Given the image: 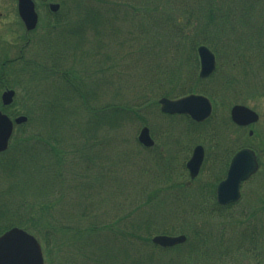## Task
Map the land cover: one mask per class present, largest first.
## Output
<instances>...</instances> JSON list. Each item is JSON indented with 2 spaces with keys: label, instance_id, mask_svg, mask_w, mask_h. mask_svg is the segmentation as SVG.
Masks as SVG:
<instances>
[{
  "label": "trees",
  "instance_id": "obj_1",
  "mask_svg": "<svg viewBox=\"0 0 264 264\" xmlns=\"http://www.w3.org/2000/svg\"><path fill=\"white\" fill-rule=\"evenodd\" d=\"M169 1L119 2L124 9L121 22L124 19L127 28L119 37L130 44V49L123 51H131L129 54L136 56L133 60L141 68L158 64L163 53L154 52L165 28L172 29L173 39L167 55L180 47L182 38L186 40L185 34L192 25L187 27L188 21L180 28L182 11L195 23V30L203 31L202 0H193L196 8L185 4L177 9ZM210 1L206 5L204 33H211L215 26L216 7L214 0ZM68 2H73L74 10L80 2L89 14H101L108 0H92L91 3L100 4L98 7L84 0H60L64 11L55 15L60 23L55 22L48 30L43 54L20 60L22 70L18 72L11 67L17 60L0 63V87L9 71L7 76L12 79L8 85L23 91V103L14 114L28 116L26 123L17 126L8 150L0 154V179L5 183L0 186V234L13 226L34 233L43 245L46 264H221L226 260L225 251L231 253V261L243 264L239 258L244 253L245 258L253 259V264H261L257 251L259 247L264 249V227L250 225L254 211L239 210L237 204H218L215 190H207L203 185L196 187L191 180L181 182L163 172L161 168L168 164L165 153L141 150L137 131L129 123H148L147 111L153 106L152 101L156 104L149 99L152 91L131 101H108L102 94L91 92L103 70L96 67L92 71L87 51L79 50L80 46L71 41L75 34L81 35L82 26L78 23L71 27L78 19L68 25L69 17H81L67 9ZM227 3L230 7L236 4L240 11H254L264 5V0ZM134 14L140 23L138 30L131 19ZM83 16L86 22L97 23L93 17ZM64 23L69 27L65 37L59 32ZM149 32L156 35L154 44ZM55 36L63 41H53ZM142 40L146 43L139 45ZM111 51L112 48L105 47V60L114 71L120 60ZM158 89L160 96H173L170 89ZM138 148L142 157L137 154ZM157 163L160 169L154 168ZM118 172L124 174L126 181L118 179ZM96 174L110 181L108 188L104 183L94 185L92 175ZM194 189L198 196L195 198ZM14 198L21 203L10 208ZM180 198L184 202L176 203ZM168 200L172 201L170 205H166ZM63 201L67 205L62 207ZM94 202L105 206L113 202L115 210L112 215L110 210L105 215L97 214ZM261 203L264 204V198ZM169 219L176 224L167 227L165 221ZM176 232L186 234L187 241L172 248L152 243L155 234ZM230 233L238 240L227 244Z\"/></svg>",
  "mask_w": 264,
  "mask_h": 264
},
{
  "label": "rangeland",
  "instance_id": "obj_2",
  "mask_svg": "<svg viewBox=\"0 0 264 264\" xmlns=\"http://www.w3.org/2000/svg\"><path fill=\"white\" fill-rule=\"evenodd\" d=\"M57 1L52 2H60V0ZM84 1H86V3L92 2V0ZM181 1L182 0H170L169 3L172 4L171 7L173 9H175V7L176 9L177 7L180 8L185 4L192 6L196 5L193 4V0H186V3L185 1ZM209 1L210 0L201 1L204 5L202 10L203 32L207 28L204 18L207 16L206 5L209 4ZM36 2L39 5V11L42 12V16H45V2H43V0H36ZM119 2L120 0H108V2H105L106 8L101 14H89L90 12L88 13L85 11V4H81L80 2L76 4V7H78L77 10H74L73 2H70V4L68 2L66 4L67 9L75 11V15H81V17H69L68 25L74 24L75 20L78 19V22L71 27H75L78 23L82 26L81 35L75 34L73 37L70 36L71 41L75 42L77 47L80 46L79 50L85 49L87 51L89 55V57H86L87 63H89V67L92 71L96 67L103 70L102 73L99 72L100 80L97 81L96 86L91 89V92L94 90L95 93L102 94L103 98L108 101H131L142 93L147 95L152 91V95H150L149 99H156L155 101H157L160 97V93L156 92L160 91L158 88L165 91L170 89L172 93L180 91L188 83H192L194 81L193 79L197 77V62L194 45L202 38L212 37L213 42L211 43L214 45L209 44V46L219 57V67L218 72L214 76V81L216 82L213 88L218 93V96L224 97V100L221 99V105L217 110V115L215 116L214 113L210 120L204 124L205 126L198 127L181 116L169 117L160 114L154 101H152L153 106L147 111L146 117L148 120L147 125H151L153 131L151 133L156 141V145L149 150L142 148L144 151H149L154 154L165 153L164 157L168 158V164L166 163V166L162 167L161 170L171 173L173 178L175 177V179L184 182L189 178L182 166H184V162L189 159L191 155L190 151H192L193 146L198 143L203 144L207 148L206 159L212 161V167H210V163H207L206 167L210 168L207 171L203 170L202 175L193 180L192 185H196V187L199 188L203 185L206 186L208 190L212 187V182L215 183V180L220 177L219 166L221 162H219V160L224 157L226 150L231 147L229 146L230 140L233 139L234 143H253L256 148L262 151L261 162L263 166L261 173L250 183V190H246L247 197L243 204L238 205L237 208L239 210H245L244 212L254 211L255 216H252L250 219V225L258 224L264 227V204L261 203V200L264 198L262 196L264 193V55L260 57L251 56L252 49L264 51V5L258 6L254 11L249 9L240 11L241 8L237 9L239 6L236 4H233L236 9L233 6L230 7L227 0H214L216 11L215 21L213 23L215 26L214 29H211L213 33L200 32V37L195 33V23L191 21L187 12L182 11L181 16L183 17L180 20V28L186 25L188 21H190V23L187 24V27L192 25L190 30H187L185 34L187 37L186 40L182 38L180 47H177L175 51L167 55L166 51L172 49L173 39L171 38L172 29L170 27L165 28L161 42L156 46L154 52L157 55L163 53L157 61L158 64L154 67L141 68L133 60L136 56H131L129 54L131 51L126 53L123 51L125 49L129 50L130 44L122 41L123 37H119L120 33L127 32L125 20L123 19L121 22L124 9L119 5ZM91 5L95 7L100 6V4L98 5L97 3H91ZM86 7L89 8V5L87 4ZM46 11V15L49 16L50 13H48V10ZM85 14L93 17V20H97V23L83 20V15ZM131 19L134 23V27L138 30L140 23L136 14H134ZM44 21L43 22L46 23V20ZM44 23H41L42 26L39 25V27L32 30L31 33H27L24 24L19 18L16 1L0 0V61L12 59L26 50H29L30 54L32 52H36V55L43 54L41 48L37 49L36 45L29 44L26 40L33 39L35 36L36 41H39L44 37V29H46ZM148 23L151 28L154 29L152 19H149ZM128 24L127 22V25ZM68 25L64 23L63 28L59 31L64 37L66 35L65 31L69 28ZM94 25L97 26V29L94 28ZM208 29H210V27ZM148 34L153 37L154 44L157 39L155 33L149 32ZM53 41L60 43L63 39L59 36H55ZM119 42H122V44L118 45ZM25 43L29 45H25ZM145 43L146 42L142 40L138 44ZM233 45H236L237 51H245V56L242 60H239V66L236 65L232 69V59H236L239 56L238 52L232 55ZM105 47L112 48L111 53L120 60V63L114 68L116 69L114 71L113 67L105 60ZM125 54L129 55L125 56ZM121 66H123L122 70ZM8 73L11 72L8 71L7 74ZM7 74H4L5 80L2 81V87H0V96L5 87L9 86V81L12 79V76H7ZM207 85L204 86L207 88ZM15 90L18 95L15 98L16 102L14 105L8 109L9 114L18 111L23 103V97L20 95L22 91L19 88H15ZM234 103H243L255 109L260 115L259 121L250 127H235L234 129L235 125L229 123V109ZM129 126H132L136 131L140 124L134 121L133 124L129 123ZM229 128H233L234 130H230ZM249 129L255 131V136L253 135L252 138L248 137ZM228 130H230V132H228ZM126 134L128 135V129L126 130ZM132 147L136 149L134 143ZM137 154L142 157L141 152ZM140 157L137 156V159H140ZM1 161L2 159L0 158V162ZM158 161L159 163L162 162L160 160ZM138 167L139 164L135 162V168L138 169ZM154 168L160 169V164L154 166ZM117 174L120 181H126L122 172H118ZM92 176L94 185L102 186V183H104L106 188L109 187V180H102L101 175L97 174L96 176ZM107 176L109 175L107 174ZM170 182H172V180ZM2 184L5 183L0 179V186ZM170 184L171 183H169V185ZM3 188H6V186L3 185ZM195 191L196 189L192 192L193 198L198 197ZM18 201V198L12 199V203L9 204L10 208L18 206L19 203H21ZM175 202L182 203L184 200L180 198ZM171 203L172 201L168 200L166 205H170ZM94 204L97 214L104 215L109 210L112 215L115 210L114 207L116 206H114L113 202L107 203V206L97 202H94ZM66 205L64 201L61 204L62 207ZM156 218H160V215H157ZM244 219L246 218L242 220ZM218 220H220V218H218ZM176 222L169 219L165 221V225L170 227L176 224ZM234 226L238 229L237 223L234 224ZM181 233L183 232H176L174 234ZM227 238L230 239L227 241V244L235 243L236 240H238V238L233 236V233H230ZM180 252L183 253V250H180ZM257 252L260 256L264 255L263 247H259ZM224 254L226 260L221 264H232L237 262L235 259L231 261L232 256L229 251H225ZM239 260H242L243 264H252L251 261H253L252 258H245L244 253L241 254ZM237 264L242 263L237 262ZM262 264H264V262H262Z\"/></svg>",
  "mask_w": 264,
  "mask_h": 264
},
{
  "label": "water",
  "instance_id": "obj_3",
  "mask_svg": "<svg viewBox=\"0 0 264 264\" xmlns=\"http://www.w3.org/2000/svg\"><path fill=\"white\" fill-rule=\"evenodd\" d=\"M19 12L29 29L34 28L37 23V13L32 0H18ZM58 5L52 4V9H57ZM201 57V76L210 74L215 69V55L206 46L198 49ZM14 91H6L2 98L5 104H9L13 99ZM161 109L170 113H187L197 120L205 119L211 110L209 100L201 95H189L179 99H160ZM232 116L235 121L246 124L255 121L258 115L249 108L236 105L232 109ZM26 121L25 116L15 119L16 123ZM14 122L7 114L0 112V151L8 147V142L13 131ZM139 140L145 145L153 144L148 127H144L139 135ZM203 159V148L197 146L192 158L187 166L191 176L194 177L200 168ZM258 163L254 152L250 149L240 150L234 157L228 172L227 178L220 183L217 189V200L226 204L237 200L240 193L241 182L247 179L256 171ZM185 235H157L153 242L164 247L174 246L183 243ZM0 264H43L41 247L34 236L22 229L13 228L0 236Z\"/></svg>",
  "mask_w": 264,
  "mask_h": 264
}]
</instances>
